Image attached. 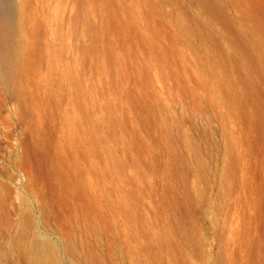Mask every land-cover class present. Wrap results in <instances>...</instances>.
Masks as SVG:
<instances>
[{
    "label": "rangeland",
    "instance_id": "rangeland-1",
    "mask_svg": "<svg viewBox=\"0 0 264 264\" xmlns=\"http://www.w3.org/2000/svg\"><path fill=\"white\" fill-rule=\"evenodd\" d=\"M212 1L0 0V264H264V28Z\"/></svg>",
    "mask_w": 264,
    "mask_h": 264
},
{
    "label": "bare ground",
    "instance_id": "bare-ground-1",
    "mask_svg": "<svg viewBox=\"0 0 264 264\" xmlns=\"http://www.w3.org/2000/svg\"><path fill=\"white\" fill-rule=\"evenodd\" d=\"M196 1L198 2V4H200L202 9L204 10L205 17L210 16L218 20H221L225 23H229L228 22L229 19L222 12V10L220 9V6H218L217 3L216 5L215 2H213L212 0H196ZM250 2L252 4L253 10L258 15L257 16L258 22L264 28V0H250ZM204 19L205 18H203V20ZM197 21L200 24L202 23L201 22L202 20H197ZM8 34L9 32H7V30L4 27L2 28L0 26V80L4 82L10 88L15 83H17V78H18L19 71L21 69L22 62H21L20 55L14 54V53H4L1 51L2 43L5 41L6 38L9 37ZM229 35L231 39L233 40V42L236 44L237 48L239 50H243L247 54L248 59L254 62L255 57L253 55L249 56V53L246 52V51L251 50V45L245 38V36H247L246 30L241 29L239 31H230ZM262 40L264 41V38H262ZM261 71H262L261 74L264 77V68L261 67ZM13 88L14 86L12 87V89ZM261 93H262V90L260 89L259 85L256 83H254L251 89H249V94L251 98H253L259 106L257 107V111L259 113L262 112L260 110L261 108L260 101H262ZM23 224L24 222L22 223V226L20 229L21 231L19 230L20 231L19 234L21 233V235L22 233H24L26 223L24 225ZM26 252L28 253V256H29V264H56L54 252L51 246L49 245V243L43 238L34 237V239L32 240V243L29 244L28 248L26 249Z\"/></svg>",
    "mask_w": 264,
    "mask_h": 264
}]
</instances>
